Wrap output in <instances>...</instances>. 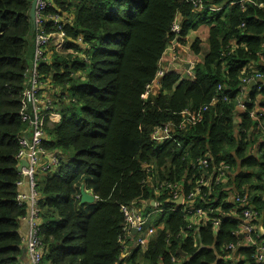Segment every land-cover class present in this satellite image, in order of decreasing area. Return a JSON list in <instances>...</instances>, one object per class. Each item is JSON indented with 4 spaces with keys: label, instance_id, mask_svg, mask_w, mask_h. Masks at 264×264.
Returning a JSON list of instances; mask_svg holds the SVG:
<instances>
[{
    "label": "trees",
    "instance_id": "obj_1",
    "mask_svg": "<svg viewBox=\"0 0 264 264\" xmlns=\"http://www.w3.org/2000/svg\"><path fill=\"white\" fill-rule=\"evenodd\" d=\"M51 1L44 13L65 16L66 40L38 68L44 86L55 87L60 114L56 123L45 119L42 146L62 160L36 175L41 264H264L259 245L233 233L242 223L236 193L247 195L264 232V132L249 115L264 109V88L243 82L255 71L264 76V0ZM31 2L0 0V264H22L19 224L29 211L17 201V154L28 127L20 113L34 49ZM174 19L177 40L207 25L208 51L192 76L164 73L144 97ZM200 44H191L196 55ZM205 106L202 120L176 130L174 140L152 138L156 128L179 123L182 111ZM223 166L226 179L216 183ZM167 184L185 206L171 203ZM81 185L94 202L79 203ZM132 201L150 214L154 233L122 257L128 235L120 206ZM187 206L208 212L192 224Z\"/></svg>",
    "mask_w": 264,
    "mask_h": 264
},
{
    "label": "built area",
    "instance_id": "obj_2",
    "mask_svg": "<svg viewBox=\"0 0 264 264\" xmlns=\"http://www.w3.org/2000/svg\"><path fill=\"white\" fill-rule=\"evenodd\" d=\"M244 1V0H240ZM194 2H197L195 0ZM52 5L51 0H36L35 6V25L36 30L35 40H34V58L30 64L28 71V76L25 81V88L22 92L21 100V120L27 123L28 127L24 134L18 137V143L20 145V150L17 154L19 164L22 159H25L27 166L21 167V174L23 178L28 180L30 193L25 196L20 193L17 194V201L19 203L28 202L30 209L28 214L24 219L28 220L29 230L24 239V244L27 249V255L29 257V264H41L43 257V246L40 237V219H39V208L37 205V180L36 175L38 174V168L43 167V169L52 168L55 169L61 162L62 156L59 152H50L42 146V142L45 139L44 135V125L47 115L53 109V101L44 96V84L40 81L41 76L39 74L38 68L41 63L45 62L47 59L46 52L49 46H54L55 51H61L65 43V32L63 30V24L65 22V16L60 12L55 14L47 13L45 10ZM48 25H51V30H48ZM172 39L169 45L174 40H177L180 32L181 25L177 19H174L171 25ZM79 41V39H78ZM71 52V50H68ZM164 75V71L160 68L156 73L155 79L152 83H149L145 87L144 97H147L153 86H158L160 78ZM251 79H243L244 83H253L255 90H260L264 88V76L262 73L255 71L250 77ZM218 98H214L216 101ZM240 111H244V105L239 102ZM206 110V106L202 107L196 111L184 110L181 112L183 115L182 119L177 124L167 123L163 126L156 128L153 131L152 138L156 140L163 139H173L172 134L176 130L184 129L187 124L194 126L202 120V113ZM256 122L257 131L264 132V109L254 108L249 114ZM174 140V139H173ZM200 164L207 167L208 160L201 159ZM227 166H223L219 169L217 175L216 183L224 181L227 175ZM202 182V181H201ZM208 181L206 180L204 185ZM22 181L18 182L20 185ZM169 188L172 189L173 200H176L182 195H178L176 191L175 184H167ZM201 188V187H200ZM200 188L196 190V194L200 191ZM194 193H189L188 198H191ZM172 200V201H173ZM233 201L241 206L240 216H241V226L238 230L234 231V234H240L243 236L244 241L251 245H259V253L257 254V260L264 262V241L262 240V234L256 229L253 221L258 219L259 213L253 209L248 204L247 195H241L236 193L234 195ZM155 204L159 205V203ZM185 206V199L182 196V201L180 205ZM120 211L123 216V231L125 236L128 235L129 240H134V246L144 247L147 242V238L154 233L153 224L150 223V214L145 215L144 209L141 205L136 202H130L127 204H122L120 206ZM208 209L205 207L197 206H187L184 207V213L186 218L190 223H194L196 216L205 217ZM219 220H213L215 226L219 225ZM189 228V226H188ZM132 229L135 230L132 233ZM121 237L119 238V240ZM127 243L124 244V253L122 257H125L128 251ZM233 248V244H229L226 249ZM231 251V250H227Z\"/></svg>",
    "mask_w": 264,
    "mask_h": 264
},
{
    "label": "crops",
    "instance_id": "obj_3",
    "mask_svg": "<svg viewBox=\"0 0 264 264\" xmlns=\"http://www.w3.org/2000/svg\"><path fill=\"white\" fill-rule=\"evenodd\" d=\"M208 34H209V27L207 25H200L196 30L189 31L184 38H181L180 40H174L171 43V46L168 44L161 57L160 68L164 71V73L176 72L181 76V78H187L192 76V69L195 62L201 61L208 51V41H207ZM195 39H199L201 42L200 44L201 50L198 55L194 54L193 51L191 50V44ZM33 48H34V39H33ZM181 49L182 51H180ZM53 50H54V46L52 45L49 46V48L47 49V57L51 58V54L53 53ZM33 53H34V49H33ZM33 58H34V54L33 57L31 58L30 64L32 63ZM154 88H156V86H153L152 89L154 90ZM43 91H44L43 92L44 96H46V98L53 100L52 98L56 91L55 87L49 88L45 86V89ZM46 118H48L50 123H56L60 119V114L52 109V111L50 112L49 115H47ZM43 171H44L43 167L38 168V173H42ZM18 193L25 196L29 195L30 189H29L28 180L26 178H23L22 183L18 185ZM26 203L28 205V208L30 209V205L28 204V202ZM152 205L156 206L155 203ZM152 214L153 213H151V215ZM19 225H20L19 231L22 234L23 238H25L29 230L28 220L22 218ZM256 227L258 228V231L264 236L263 229L261 228L262 226L259 227V225L256 224ZM129 238L131 237H128L127 242L130 243H127L126 245L128 248V251L126 250L127 254L134 246V244H131V241L134 240H129ZM22 264H29V257L27 253L26 254L23 253Z\"/></svg>",
    "mask_w": 264,
    "mask_h": 264
},
{
    "label": "water",
    "instance_id": "obj_4",
    "mask_svg": "<svg viewBox=\"0 0 264 264\" xmlns=\"http://www.w3.org/2000/svg\"><path fill=\"white\" fill-rule=\"evenodd\" d=\"M35 6H36V0H32V2L30 4L29 11H28V16L30 18V22H31V25H32L33 28H34V25H35ZM253 83L254 82H251L250 85L252 86ZM235 122H236V120L234 119V123ZM22 166H27V162H26L25 159H22L21 163L17 166V170L19 172H21V167ZM239 172H240V168L237 169L236 175L239 174ZM79 198H80V200H79L80 204L85 203V202L92 203L96 199L95 196L92 193H90V192L85 190L83 185L80 186ZM181 201H182V196H180L176 200L171 201V203L175 204V205H180ZM154 203H155L154 201H151V204H154ZM134 232H135V230L132 229V233H134ZM26 252H27V249H26V246L24 244L23 245V253L26 254Z\"/></svg>",
    "mask_w": 264,
    "mask_h": 264
},
{
    "label": "rangeland",
    "instance_id": "obj_5",
    "mask_svg": "<svg viewBox=\"0 0 264 264\" xmlns=\"http://www.w3.org/2000/svg\"><path fill=\"white\" fill-rule=\"evenodd\" d=\"M33 39L35 40V35H36V30L33 28ZM182 51V49L180 50ZM127 243H130V242H127ZM131 244H134V241H131ZM130 245V244H129ZM132 246V245H131ZM130 248V247H129Z\"/></svg>",
    "mask_w": 264,
    "mask_h": 264
}]
</instances>
